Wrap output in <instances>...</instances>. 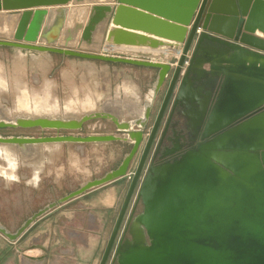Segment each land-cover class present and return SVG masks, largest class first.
Wrapping results in <instances>:
<instances>
[{
	"label": "water",
	"instance_id": "95a60500",
	"mask_svg": "<svg viewBox=\"0 0 264 264\" xmlns=\"http://www.w3.org/2000/svg\"><path fill=\"white\" fill-rule=\"evenodd\" d=\"M0 30V46L157 69L153 100L177 60L151 137L172 96L189 148L148 167L118 264H264V0H0ZM153 102L120 168L77 194L123 175Z\"/></svg>",
	"mask_w": 264,
	"mask_h": 264
},
{
	"label": "flooded vegetation",
	"instance_id": "af4514ba",
	"mask_svg": "<svg viewBox=\"0 0 264 264\" xmlns=\"http://www.w3.org/2000/svg\"><path fill=\"white\" fill-rule=\"evenodd\" d=\"M0 42L14 41L1 39ZM17 50L24 51L14 47L0 46V54L6 51L10 55ZM106 57L126 58L116 55H106ZM93 61L133 67L138 69L134 72L138 76L134 77L138 84L150 81L143 95L141 114L138 115L136 124L133 126L135 130L131 131L136 133L141 129L146 108L154 101L149 120L141 130L142 135L137 150L122 176L77 194L88 184L104 180L120 168L124 157L130 154L134 142L128 126L116 124V130L112 129L106 122L108 113L103 108L96 111L85 110L80 104H78L80 113L73 118L48 119L38 114L32 116V108L28 106L31 105L28 103L29 96L22 92L17 93L13 90V86L9 90L10 81L4 88L0 85V212L18 213L16 218H12L16 220V223L12 225L13 230H10L9 225L0 217V229L4 231V233L0 232V237L5 240L4 243L0 242V264H69L72 262L101 264L125 207L104 262V264H118L117 248L126 240H130L128 228L142 211L138 190L148 167L151 164L170 160L189 148L187 127L189 120L181 116L183 108H176L170 116L172 96L169 98L156 132L151 137L177 66V60L168 65L170 69L154 100L151 92L158 78L157 69L119 62ZM184 68L180 74L181 77L185 72ZM214 83L218 85L219 80L214 79ZM203 84L207 89H211L208 82ZM128 85L132 86L131 83ZM198 85L200 84H195V87ZM3 89L6 91H2ZM157 101L159 106L154 110ZM23 104H27V108H21ZM61 111L65 109L61 108ZM127 111L131 113V109ZM168 119L169 122H167ZM51 121L55 123L50 124ZM64 121L69 124L62 123ZM100 137L113 139L104 142L60 140L66 138L85 140ZM147 148L145 160L126 204L130 187ZM42 160L46 163L44 167H42ZM86 161L93 162L92 167L72 171L78 176L65 174L70 164L75 165V162ZM74 169L77 170L76 167ZM94 199H96L94 205L87 203ZM91 209H95L96 214L101 217L100 220L90 213ZM81 220L85 221L86 227L80 224ZM28 222L30 223L25 226ZM49 225L61 230L58 233L49 234L47 232ZM66 228H74V233ZM21 229H23L22 232L17 235ZM75 230L82 234L88 233L90 237L81 239Z\"/></svg>",
	"mask_w": 264,
	"mask_h": 264
},
{
	"label": "crops",
	"instance_id": "0c3cea01",
	"mask_svg": "<svg viewBox=\"0 0 264 264\" xmlns=\"http://www.w3.org/2000/svg\"><path fill=\"white\" fill-rule=\"evenodd\" d=\"M37 47L40 46L37 44ZM137 70L126 65L85 60L50 52L17 50L10 55L6 51L0 54V85L4 88L10 81V84H13H9V90L13 86V90L17 93L22 92L29 96L28 103L31 105L28 106L32 108V116L38 114L48 119L73 118L80 113L78 105L80 104L85 110L96 111L103 108L108 113L106 122L115 130V125L120 124L127 125L129 131H134L136 118L141 114L143 95L150 81L140 82L139 85L134 79L138 77L134 73ZM130 83L133 88L128 85ZM23 102L26 103L24 99ZM158 106L157 101L154 110ZM20 107L27 108V104ZM61 108L65 111H61ZM128 109H131L130 114ZM55 121L49 123L53 124ZM62 123L69 124L66 121ZM45 164L42 160V167ZM95 200L87 203L94 205ZM90 213L101 219L95 209H91ZM82 220L80 224L86 227L85 221ZM66 229L74 233V228ZM60 230L49 225L47 232L58 233ZM75 232L81 239L90 237L88 233L82 234L76 230Z\"/></svg>",
	"mask_w": 264,
	"mask_h": 264
},
{
	"label": "rangeland",
	"instance_id": "374dc122",
	"mask_svg": "<svg viewBox=\"0 0 264 264\" xmlns=\"http://www.w3.org/2000/svg\"><path fill=\"white\" fill-rule=\"evenodd\" d=\"M3 31H5V30H3ZM1 33H2V31L0 30V35L5 36V35H7L8 32H5L4 34H1ZM1 39L4 40L3 38L0 37V40ZM73 51L79 52L78 50H75V49H73ZM92 165H93V162H91V161H90V163H89V161L82 162V163L81 162L80 163L75 162V165L70 164V166L67 167L69 169L65 171V174L67 176H78L74 172L72 173V171H75L76 172L78 170L80 171V169H89L90 167H92ZM74 167H76L77 170L74 169ZM17 216H18V213L17 212H13V213H10V212H0V217L4 220L3 221L4 223H6V224L9 225L8 227H9L10 230H13L14 229V227L12 225L16 223V220H14L12 218H16ZM0 242L1 243H4L5 240L0 237ZM69 264H74V263L72 262V263H69Z\"/></svg>",
	"mask_w": 264,
	"mask_h": 264
},
{
	"label": "bare ground",
	"instance_id": "6f19581e",
	"mask_svg": "<svg viewBox=\"0 0 264 264\" xmlns=\"http://www.w3.org/2000/svg\"><path fill=\"white\" fill-rule=\"evenodd\" d=\"M5 23V25H6V22H4ZM5 28H6V26H5ZM6 30V29H5Z\"/></svg>",
	"mask_w": 264,
	"mask_h": 264
}]
</instances>
